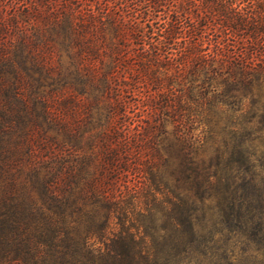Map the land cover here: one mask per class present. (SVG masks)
<instances>
[{
	"label": "trees",
	"instance_id": "obj_1",
	"mask_svg": "<svg viewBox=\"0 0 264 264\" xmlns=\"http://www.w3.org/2000/svg\"><path fill=\"white\" fill-rule=\"evenodd\" d=\"M0 5L11 6L0 33L27 14L53 21L52 38L20 36L0 50V137L12 138L0 149L3 256L19 264H264V0ZM23 63L56 77L25 92ZM33 104L51 133L38 122L40 137L22 138L20 113ZM128 104L134 119L121 128ZM80 109L86 121L89 109L103 117L88 181L74 141ZM21 164L28 185L17 181ZM129 175L139 179L131 187Z\"/></svg>",
	"mask_w": 264,
	"mask_h": 264
},
{
	"label": "rangeland",
	"instance_id": "obj_2",
	"mask_svg": "<svg viewBox=\"0 0 264 264\" xmlns=\"http://www.w3.org/2000/svg\"><path fill=\"white\" fill-rule=\"evenodd\" d=\"M27 8H31V6H26ZM43 7V6H42ZM56 7V6H55ZM55 7H51L48 9V11L53 10ZM242 7V6H241ZM17 10L20 12L22 11L25 6H16ZM45 8V7H44ZM9 11H11V6H1L0 5V25L6 24L7 19L9 17ZM52 19L47 18L45 19L44 17L42 18L37 17L35 15H31V14H27L24 15L21 19L20 18H16V27L12 29V31H10L11 29H9L8 31H6V33L2 32L0 33V50H3L5 47H7L10 43L15 42L16 40H18L20 38V36H24V38L28 37V40H32L34 38L37 39V41L39 40H44L47 38H52L51 35H49L53 30H52ZM52 30V31H51ZM26 40V39H24ZM52 42V41H51ZM53 61V58H51V62ZM23 68L19 69V74L21 76V79L23 80V83L21 84L22 90H25L26 92V88H28L29 83L31 85V87L35 88L36 86V82L38 80V78L40 79V81L43 83L44 85V90L47 89L49 86V82L50 79L54 80L56 75L55 72H46V74H44L42 72V74H39V72L37 70H34L33 68H28L26 63H23ZM2 75L1 71H0V76ZM66 86L68 87V83H69V79H66ZM64 81V80H61ZM46 84V85H45ZM36 89V88H35ZM28 90V89H27ZM38 90V88H37ZM99 94V90H97V88L93 89L91 91V93L88 95L87 98V103L88 101H90V103L92 102V99L94 97V95ZM124 96V94H123ZM1 95H0V126H1V120H3V116H2V111H1V107H2V100H1ZM89 99V100H88ZM106 102L110 103L112 106L116 105V101L117 98L115 97H110V98H106ZM80 100V98H79ZM33 107V109H32ZM31 107L32 112L30 114L24 112V110H22V113H20V119L19 122L17 124V132L19 133L20 136H22V138L24 136L28 137H33V138H37L40 137V126L39 128L36 127L38 122L39 124H41V127L44 128L46 130L45 134H49L51 133V129L50 126H48V124L46 123V121H42L40 114H39V106L37 104H33V106ZM90 106L88 105V108ZM82 108V107H80ZM30 109V108H29ZM91 109V108H90ZM89 109V115H90V119L89 121H86L85 116L88 114V112H86L84 109H80V113H79V117L78 119H83V122H79L81 124V127H79V136L74 140L76 147L79 149L80 154L83 155V170H82V180L84 181H88L90 179V172H91V165H89V161H88V155L91 152H97L98 149L95 146L96 140L97 138L95 137L96 133L98 132L100 125L103 123V117L98 118V116L96 115V113H94V109H92L90 111ZM125 111L128 114V116L130 117L129 120H127L126 122L121 124V128L123 127H128L131 128V124L130 122L131 119H134V117L131 115V106L128 104L125 106ZM87 113V114H86ZM28 114V115H27ZM104 114V112L102 113V115ZM30 115V118H29ZM118 116V115H117ZM117 116L115 115L113 117L112 123L114 125H119L117 124V121H114L117 119ZM85 120V121H84ZM85 122V123H84ZM84 124V125H83ZM83 125V126H82ZM7 136H1L0 137V149L2 147V149H5L9 143L11 142L12 138L7 140ZM23 159L25 158V155H22ZM22 163H24V160H22ZM27 168L21 164L20 166V172L18 174L17 177V181L21 182V181H25L28 180L31 183V178L28 176H30V174L26 173ZM43 171L40 172V174ZM128 181L126 182V185L131 187L132 184L137 183L136 179L133 178V176L129 175L128 176ZM28 181H25V183L28 185ZM169 183H172L171 181H168ZM33 197L38 199V195H36V187L34 184L33 187ZM5 208L0 207V239H2L3 234L8 232V229L6 227V225L4 224V222H1V218L2 215L6 216L8 215L9 211H4ZM4 245L3 243H0V264H19V262L15 259H12L11 256L12 254H9L8 257H5L2 255L1 250L3 249Z\"/></svg>",
	"mask_w": 264,
	"mask_h": 264
}]
</instances>
